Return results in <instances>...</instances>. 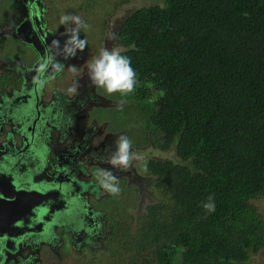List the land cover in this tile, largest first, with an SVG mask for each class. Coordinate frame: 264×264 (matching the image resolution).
I'll return each instance as SVG.
<instances>
[{
	"label": "trees",
	"instance_id": "1",
	"mask_svg": "<svg viewBox=\"0 0 264 264\" xmlns=\"http://www.w3.org/2000/svg\"><path fill=\"white\" fill-rule=\"evenodd\" d=\"M162 2L130 13L117 36L136 99L156 94L153 143L176 155L146 164L162 197L138 219L140 249L122 264H172L178 247L176 264H246L264 247L251 202L264 201V0Z\"/></svg>",
	"mask_w": 264,
	"mask_h": 264
},
{
	"label": "flooded vegetation",
	"instance_id": "2",
	"mask_svg": "<svg viewBox=\"0 0 264 264\" xmlns=\"http://www.w3.org/2000/svg\"><path fill=\"white\" fill-rule=\"evenodd\" d=\"M12 8L20 10V18L0 30V35L15 39L5 45L0 38V194L11 195L15 205L14 216L6 222L0 211V264H65L69 255L93 254L114 237L120 211L126 208L121 207L117 219L112 203L116 196L98 185L95 174L101 168L111 169L119 181H130L129 172L107 163L126 128L104 116L113 111L111 99L91 85L87 67L81 68L82 52L68 60L58 57L67 75L55 73L41 90L32 83L31 69L41 57L14 30L26 19L19 32L37 39L44 55L54 39L63 44L66 26L60 24V16L78 15L82 8L76 0H16ZM122 22L116 32L118 45ZM115 39H109L106 47ZM72 87H77V94L69 92ZM147 121L151 129L146 142L154 145L150 117ZM149 204L138 203L131 214L141 215ZM3 223L14 227L7 230Z\"/></svg>",
	"mask_w": 264,
	"mask_h": 264
},
{
	"label": "rangeland",
	"instance_id": "3",
	"mask_svg": "<svg viewBox=\"0 0 264 264\" xmlns=\"http://www.w3.org/2000/svg\"><path fill=\"white\" fill-rule=\"evenodd\" d=\"M13 1L16 0H0V30L4 25L11 22L16 23L20 18V10L22 11L23 9L22 7L20 10L13 9ZM66 1L70 3L71 0ZM76 2L82 8L78 15L88 25L87 29H81L84 34L81 38L87 39L88 41L86 48L82 52L85 57V60L81 62L83 71L90 60L99 54V50L102 47H106L109 36L115 33L116 37L117 28L121 21L130 13L141 7L163 3L162 0H76ZM63 14L64 12L61 15ZM54 17H51L52 21L56 20ZM0 38L1 40L3 39L5 45L12 44L13 42V37L6 33L0 35ZM110 45L107 47L108 49L113 47L123 48L120 44H117L116 39ZM67 74L68 71L64 70L58 77ZM101 90L102 93L110 97V102H112L113 107V111L104 114V116L110 118L111 121L113 120L114 122H112L118 128L125 124L126 131L123 134L131 138L133 141V151L140 153L144 157V161L134 162L133 166L125 171L131 174L129 182L124 180L119 181L122 191L119 196L114 197L112 202L116 205L114 214L116 218L118 219L117 213L119 210H122L121 207L126 209L120 211L121 217L119 223L115 225L113 239L106 242L103 248L95 251L93 254L83 253L81 258L69 255L65 264H122L125 257H128L130 252H132L131 247L133 245L136 246V250H139L140 248L137 249V247H139V243H142V237L135 234L134 230L136 229L138 232V219L141 218L143 213L134 216L131 212L140 202L146 205L151 202H157L162 197L161 190L155 187V176L152 177L147 171V167L146 169L144 167L145 163H147L146 160L149 158L155 160H175L176 158L173 149L165 151L146 142L149 128L151 129L147 117H150L152 112L153 100L156 96L155 92H152L148 99H136L134 91L125 97L121 104V96L119 93L109 95L103 89ZM119 114L127 115L132 117V119L130 121L123 120ZM251 202L264 219L263 199L251 200ZM125 218L126 223H122ZM142 250L144 249L142 248ZM181 251L182 247L176 249L172 257V264H176L180 260ZM147 254L148 250L145 251L143 256L138 254L135 257V261L142 263V260L146 258ZM152 263L154 262L152 261ZM246 264H264V247L259 249L257 253L252 254Z\"/></svg>",
	"mask_w": 264,
	"mask_h": 264
},
{
	"label": "clouds",
	"instance_id": "4",
	"mask_svg": "<svg viewBox=\"0 0 264 264\" xmlns=\"http://www.w3.org/2000/svg\"><path fill=\"white\" fill-rule=\"evenodd\" d=\"M59 22L66 26L64 33H62L66 37L63 44L60 40L54 39L45 48L44 55L38 60L35 68L32 69L35 72L32 83L38 90L43 89L51 79H54L55 73L63 71L64 65L58 57L63 60L74 58L77 52H83L88 44L87 39L80 36L81 29H87L88 25L79 15L63 14L60 16ZM115 38V33L109 36V39ZM130 47H134V45H130ZM125 51L126 49L120 47L111 49L102 47L99 54L94 56L87 64V73L91 85L103 89L109 95L119 93L121 104L125 97L135 91L139 83L137 72L132 66L130 57L122 54ZM71 71L74 74L77 73L75 65L71 66ZM69 92L77 94L78 89L72 87ZM115 144V150L107 157V163L111 164L113 168L127 171L133 166L134 162L144 161V157L140 153L133 151V141L127 135H119ZM174 163L183 162L177 160ZM144 167L146 169V163ZM95 178L98 185L107 193L112 196L121 194L122 189L119 179L111 169H98ZM202 206L209 213L215 212L216 207L213 196L210 195L208 202L203 203Z\"/></svg>",
	"mask_w": 264,
	"mask_h": 264
},
{
	"label": "water",
	"instance_id": "5",
	"mask_svg": "<svg viewBox=\"0 0 264 264\" xmlns=\"http://www.w3.org/2000/svg\"><path fill=\"white\" fill-rule=\"evenodd\" d=\"M26 23H27V20L25 19L24 21L21 22V24L19 26H17V29H15L14 32L16 33V35L18 34L20 36V38H21V40L23 42H25L26 44L31 45L35 49V51L39 55V57H42L43 52H42V49L36 43L37 39L26 37L25 35H23V33L19 32V28L18 27H24ZM38 33H39V35H41V37L44 35L42 32L38 31ZM40 39H42V38H40ZM36 65L37 64H34L32 69H34ZM32 72H34V71L32 70ZM23 75L27 79L28 75H25L24 73H23ZM34 75H35V72L32 75H30V77L32 78ZM21 87H22V89L24 88L23 80H22V83H21ZM35 89H33V90L35 91ZM8 184H10L12 186V182L8 181ZM0 196H2V197H0V211L3 213L2 221L6 222L7 219H10V218H12L14 216V214H13L14 207L13 206L15 205V203L12 201V196L11 195H8L6 193H2V194H0ZM16 213H19V212L15 211V214ZM17 217H19V216H17ZM2 225H4L3 227L5 229H7V230L9 228L14 227L13 223H10V224L3 223Z\"/></svg>",
	"mask_w": 264,
	"mask_h": 264
}]
</instances>
